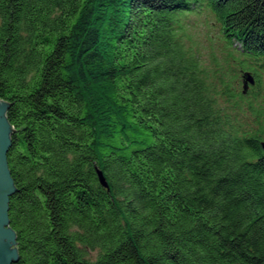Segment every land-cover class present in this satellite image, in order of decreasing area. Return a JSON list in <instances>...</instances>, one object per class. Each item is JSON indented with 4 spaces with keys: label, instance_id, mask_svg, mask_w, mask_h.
Returning <instances> with one entry per match:
<instances>
[{
    "label": "trees",
    "instance_id": "1",
    "mask_svg": "<svg viewBox=\"0 0 264 264\" xmlns=\"http://www.w3.org/2000/svg\"><path fill=\"white\" fill-rule=\"evenodd\" d=\"M0 100L17 264H264V0H0Z\"/></svg>",
    "mask_w": 264,
    "mask_h": 264
},
{
    "label": "water",
    "instance_id": "2",
    "mask_svg": "<svg viewBox=\"0 0 264 264\" xmlns=\"http://www.w3.org/2000/svg\"><path fill=\"white\" fill-rule=\"evenodd\" d=\"M256 84V80L250 73L243 78V94ZM9 105L0 100V264H17L19 252L15 247L17 236L10 227L9 203L11 197L16 193V188L9 171L7 156L12 147V136L15 129L8 121L7 113ZM264 150V143H262ZM99 181L103 187H108L102 171L98 170Z\"/></svg>",
    "mask_w": 264,
    "mask_h": 264
},
{
    "label": "rangeland",
    "instance_id": "3",
    "mask_svg": "<svg viewBox=\"0 0 264 264\" xmlns=\"http://www.w3.org/2000/svg\"><path fill=\"white\" fill-rule=\"evenodd\" d=\"M192 33L200 51L204 54L205 59L210 61L212 58L217 59V64L224 66L229 70L230 75L232 72H237L235 63L226 57L224 53V45L221 41V34L219 27L212 23L210 19L200 16L192 17ZM242 74H239L240 83L238 89L243 90V82L241 79Z\"/></svg>",
    "mask_w": 264,
    "mask_h": 264
}]
</instances>
